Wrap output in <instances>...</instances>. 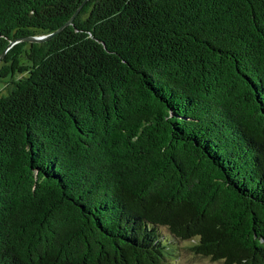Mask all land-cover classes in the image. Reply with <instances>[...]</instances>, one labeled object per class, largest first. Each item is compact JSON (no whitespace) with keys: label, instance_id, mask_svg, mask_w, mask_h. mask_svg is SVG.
Returning a JSON list of instances; mask_svg holds the SVG:
<instances>
[{"label":"trees","instance_id":"16d2710c","mask_svg":"<svg viewBox=\"0 0 264 264\" xmlns=\"http://www.w3.org/2000/svg\"><path fill=\"white\" fill-rule=\"evenodd\" d=\"M82 1L0 0V54ZM0 78V264H264V0H85Z\"/></svg>","mask_w":264,"mask_h":264},{"label":"rangeland","instance_id":"374dc122","mask_svg":"<svg viewBox=\"0 0 264 264\" xmlns=\"http://www.w3.org/2000/svg\"><path fill=\"white\" fill-rule=\"evenodd\" d=\"M6 78H0V95L5 94L4 82ZM159 233L164 237L166 231L164 228L158 229ZM172 241V240H171ZM173 246L165 255L161 264H220L219 262H211L206 258L193 255L189 250L192 241H173Z\"/></svg>","mask_w":264,"mask_h":264},{"label":"water","instance_id":"95a60500","mask_svg":"<svg viewBox=\"0 0 264 264\" xmlns=\"http://www.w3.org/2000/svg\"><path fill=\"white\" fill-rule=\"evenodd\" d=\"M85 0H83L78 6L77 8L74 10V12L72 13V15L61 25L59 26L56 30H54L53 32L49 33V34H46V35H42V36H28V37H25V38H21V39H18L16 41H12L10 43H8V45L6 46L5 50L7 48H9L13 43L17 42V41H26V42H29V43H37V42H42V41H45L47 40L48 38H50L51 36H53L55 33H57L58 31H60L63 27L67 26V25H70L71 24V21L73 19V17L75 16V14L77 13V11L79 10V8L81 7V5L84 3ZM4 50V51H5ZM3 51V52H4ZM3 52L0 54V56L3 54Z\"/></svg>","mask_w":264,"mask_h":264}]
</instances>
